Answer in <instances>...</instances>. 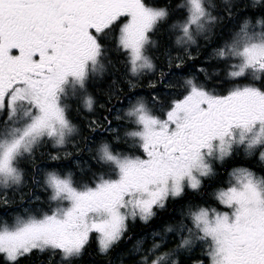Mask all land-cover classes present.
Returning <instances> with one entry per match:
<instances>
[{"label":"snow or ice","instance_id":"obj_1","mask_svg":"<svg viewBox=\"0 0 264 264\" xmlns=\"http://www.w3.org/2000/svg\"><path fill=\"white\" fill-rule=\"evenodd\" d=\"M210 6L207 0H185L187 16L174 25L182 33L177 44L194 43V36L215 22ZM167 16L166 9L143 0H0V109L7 97L9 112L0 128V189L22 182L20 158L44 138L63 145L76 132L62 98L103 70L97 35L128 18L120 28L119 46L128 52L136 75L153 69L148 34ZM258 24L259 32L245 22L217 52L236 59L228 73L234 79L264 77V21ZM186 84L187 94L172 103L164 118L142 100L129 109L135 129L126 135L143 157L114 152L108 143L100 146L98 158L112 166L115 178L78 187L71 174L49 173L46 184L56 207L50 214L0 224V254L11 264L33 250L77 257L93 232L106 253L123 237L130 217L147 222L155 215L153 208L163 209L170 196L183 195L186 186L197 190L198 177L214 174L210 161H223L234 145L248 150L264 146V89L247 84L219 95L193 80ZM84 103L91 110L92 97ZM260 158L264 161V152ZM217 199L230 211L197 207L189 212L194 238L208 243L211 264H264V177L236 169ZM191 243L192 238H184L181 246ZM164 260L157 257L151 264Z\"/></svg>","mask_w":264,"mask_h":264},{"label":"trees","instance_id":"obj_2","mask_svg":"<svg viewBox=\"0 0 264 264\" xmlns=\"http://www.w3.org/2000/svg\"><path fill=\"white\" fill-rule=\"evenodd\" d=\"M143 2L149 7L163 8L168 12L167 18L159 22L148 34L151 43L146 47L154 65L153 69H146L140 75H134L130 71V63L118 48L122 24L120 20L104 33L97 35L104 50L101 57L103 70L89 76V96L93 99L91 110L85 106L81 97L66 100L67 116L75 125L76 132L67 138L64 146H54L53 141L46 137L37 144L31 154L20 158L22 182L7 189H0V224L11 225L18 216H41L51 213L54 207L51 200L52 189L47 186L45 177L49 171H57L63 175L71 174L80 186L82 181L90 183L110 170L111 166L98 158L97 151L102 144L108 143L114 152H125L127 148L136 146L133 139L126 135V120L120 113L115 112L120 106V99L129 98L132 103L135 97L142 95L143 101L154 113L164 115L176 94L184 87L185 77L205 75V64L210 60L205 56L208 53L205 46L207 42L204 43L206 48L201 49H196V45L192 48L190 43L176 42L182 33L174 25L183 22L187 16L185 0ZM126 92L128 95L125 98ZM7 121V112L0 111V128L4 127ZM129 127H132L130 118ZM162 214L161 232L164 233L165 228H169V220H165L169 213L162 211ZM128 231L106 253L101 252L97 235L91 233L88 243L77 257L65 259L59 250H33L20 256L15 264H114L122 257L111 255L127 251L126 236L137 240L140 235V227L136 223L129 225ZM132 240L130 246L133 247L136 243ZM0 264L11 262L0 254Z\"/></svg>","mask_w":264,"mask_h":264},{"label":"flooded vegetation","instance_id":"obj_3","mask_svg":"<svg viewBox=\"0 0 264 264\" xmlns=\"http://www.w3.org/2000/svg\"><path fill=\"white\" fill-rule=\"evenodd\" d=\"M207 3L211 5L208 10L216 17V20L207 27V31L199 36H194L195 42L191 43V46L193 48L195 43H197L196 46L199 49L207 47L206 58L212 59V61L207 60L206 68L205 66L202 67L203 69L205 68L204 76H187L184 78V87L179 90L181 92L176 94L166 111L174 101L182 99L187 94L186 82L188 80H193L197 85L203 86L206 90L219 95H226L233 87L247 84H255L256 87L264 89V77L257 81H254L251 76L235 79L230 77L228 75L229 66L236 63V59L221 58L217 55L218 50L231 42L234 35L239 32L245 22H249L250 28L253 30L261 31V25L258 24V21H264V0H209ZM227 10L229 12H226ZM124 19L125 17H121L119 20L123 23ZM205 42H207V45L204 44ZM118 48L121 49L127 62H129L128 52L119 45ZM192 57L194 56L192 55ZM143 72L144 70L136 75H140ZM126 93L125 98L128 95V92ZM140 100L143 101L142 95L135 97L132 103H130L129 98H126V100H119L120 106L115 104V106H118L115 112L117 114L120 113L126 120L124 125L127 132L135 129L133 121L132 127H129L127 113ZM262 152H264V146L258 145L252 150H248L246 145H236L233 146L231 155L223 161H210L214 174L208 177H199L201 183L197 190L186 186L183 195L179 197L170 196L163 209L154 207L155 215L147 222L141 218L133 222V224L139 225L140 235L137 240L134 239L135 241L132 240L131 236H126L127 251L123 254L111 255L113 257H122L114 264H145V257H147L148 264H151V261L157 257H165L163 264H211L208 255V243L194 238L197 233L189 212L195 211L197 207H206L217 211H230L227 206L220 203L217 199V193L230 186L232 173L236 169H247L257 177H264V161L260 158ZM126 153L144 156L143 150L137 144L135 147L127 148ZM162 211L169 213L165 220H169L167 225L172 229L169 231V228H165L164 233L161 232V217L164 215ZM129 225H132V223L129 222L127 224V231ZM189 229L192 230L191 237ZM184 238H192L190 246H181ZM131 240L136 243L133 247L132 245L130 246ZM156 245H159V247H155Z\"/></svg>","mask_w":264,"mask_h":264},{"label":"rangeland","instance_id":"obj_4","mask_svg":"<svg viewBox=\"0 0 264 264\" xmlns=\"http://www.w3.org/2000/svg\"><path fill=\"white\" fill-rule=\"evenodd\" d=\"M207 1H209V0H207ZM127 21H128V18L127 17H125V19L123 20V23L121 24V27L123 26V24L124 23H127ZM120 27V28H121ZM203 32H201V33H198V34H196L195 36H199V35H201ZM95 34V33H94ZM120 34V33H119ZM187 44H189V43H187ZM191 44V43H190ZM129 55V54H128ZM90 76V75H89ZM88 80H89V78L87 79V81H86V83H85V87L83 88V89H80V88H76L75 90H73V89H69V92H68V95L67 96H65V97H63L62 98V103L64 104V105H66V100L67 99H70V98H73V97H81V99H82V101H85V99H86V97H88L89 96V88H88ZM6 111L7 112V120H8V115H9V112H8V107H7V97L5 98V107L3 108V109H0V111L2 112V111ZM167 112V111H166ZM66 113H67V109H66ZM154 114H156V115H158V116H160L161 118H164V115H159V114H157V113H154ZM165 114V113H164ZM71 135H73V134H71ZM70 135V136H71ZM69 136V137H70ZM68 138V137H67ZM48 139H50V138H48ZM50 140H52V139H50ZM67 140V139H66ZM53 141V140H52ZM66 143V142H65ZM64 143V144H65ZM64 144H63V146H64ZM53 145L54 146H62V145H57L54 141H53ZM234 146H236V145H234ZM97 152H99V150L97 151ZM117 153H122V154H126V155H131L130 153H126V151L124 152V151H118ZM134 156H136V155H134ZM51 172H54V171H49L48 173H47V175L49 174V173H51ZM55 173H58V174H60V175H62V176H64L63 174H61V173H59V172H55ZM47 175L45 176V177H47ZM68 175V174H67ZM101 177H104V178H115V176L113 175V171H112V166L110 167V170L109 171H106V173H103L102 175H100V177L99 178H97V179H94V181H92V182H88V183H86V181H82V185H80V186H84V185H88V186H95V184L99 181V179L101 178ZM72 179H73V177H72ZM92 179H93V176H92ZM198 179H199V177H198ZM73 181H74V184L76 185V186H78L79 187V185H77L76 184V182H75V180L73 179ZM53 194V193H52ZM52 197V196H51ZM52 200V199H51ZM53 203H54V207H53V209L56 207V202L55 201H53ZM219 212H225V211H219ZM50 214V213H49ZM29 215H33V214H29ZM36 216V215H35ZM18 217H21V216H18ZM140 217L139 216H137L135 219H132L131 217L126 221V223L128 224L129 222L130 223H132L133 224V222H135V220H137V219H139ZM93 233H95V232H93ZM96 235H97V238H98V234L97 233H95ZM99 243V242H98ZM99 248H100V246H99ZM119 264H121V263H119Z\"/></svg>","mask_w":264,"mask_h":264},{"label":"bare ground","instance_id":"obj_5","mask_svg":"<svg viewBox=\"0 0 264 264\" xmlns=\"http://www.w3.org/2000/svg\"><path fill=\"white\" fill-rule=\"evenodd\" d=\"M197 43H195V45H196ZM196 49H199V48H196ZM204 55H205V53H204ZM206 56V55H205Z\"/></svg>","mask_w":264,"mask_h":264}]
</instances>
